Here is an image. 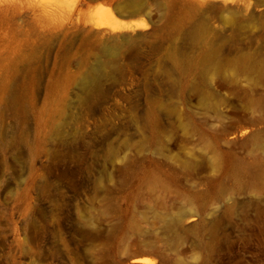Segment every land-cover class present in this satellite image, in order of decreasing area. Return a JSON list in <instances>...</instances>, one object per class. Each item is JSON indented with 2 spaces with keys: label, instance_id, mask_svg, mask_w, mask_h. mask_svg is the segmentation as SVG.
<instances>
[{
  "label": "rangeland",
  "instance_id": "374dc122",
  "mask_svg": "<svg viewBox=\"0 0 264 264\" xmlns=\"http://www.w3.org/2000/svg\"><path fill=\"white\" fill-rule=\"evenodd\" d=\"M125 1L0 0V264H264V0Z\"/></svg>",
  "mask_w": 264,
  "mask_h": 264
},
{
  "label": "bare ground",
  "instance_id": "6f19581e",
  "mask_svg": "<svg viewBox=\"0 0 264 264\" xmlns=\"http://www.w3.org/2000/svg\"><path fill=\"white\" fill-rule=\"evenodd\" d=\"M126 12L129 15H138L141 12V3L140 0H126L123 4H120L119 10L117 12ZM229 15L223 16L224 20L227 23H231L235 30L243 27L242 19L239 15H235V11L232 9H228ZM252 19L249 20L251 22ZM145 25V23H143ZM250 25V24H249ZM228 38V37H226ZM225 37H220V39L225 40ZM209 55V54H208ZM211 57H203L200 61V69L202 75L204 77V82L207 84L209 73H216L217 75H223V73L232 68H238L241 71H244L248 74H252L257 72L260 78L264 79V59L259 57H255L253 54L242 55L237 58L230 57H220V50L215 48L212 52H210ZM223 85V84H222ZM207 85H204L206 87ZM219 91V90H218ZM213 96V95H212ZM208 97V96H207ZM215 98V97H214ZM216 99V98H215ZM259 106V105H258ZM260 107V106H259ZM255 134V132H254ZM182 217H177L175 220L170 221L169 225L175 222H181ZM140 261L151 263L152 260L149 258H144L143 260L135 261V264ZM141 263V262H140Z\"/></svg>",
  "mask_w": 264,
  "mask_h": 264
}]
</instances>
